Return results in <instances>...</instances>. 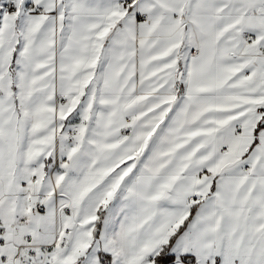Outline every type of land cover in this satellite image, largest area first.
<instances>
[{"label":"snow or ice","instance_id":"obj_1","mask_svg":"<svg viewBox=\"0 0 264 264\" xmlns=\"http://www.w3.org/2000/svg\"><path fill=\"white\" fill-rule=\"evenodd\" d=\"M0 264H264V0H0Z\"/></svg>","mask_w":264,"mask_h":264}]
</instances>
